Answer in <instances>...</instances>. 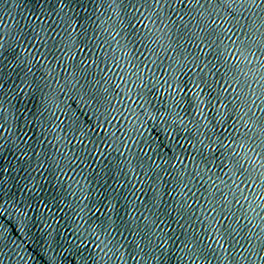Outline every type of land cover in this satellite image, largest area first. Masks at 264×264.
<instances>
[{
	"label": "water",
	"instance_id": "1",
	"mask_svg": "<svg viewBox=\"0 0 264 264\" xmlns=\"http://www.w3.org/2000/svg\"><path fill=\"white\" fill-rule=\"evenodd\" d=\"M0 264H264V0H0Z\"/></svg>",
	"mask_w": 264,
	"mask_h": 264
}]
</instances>
